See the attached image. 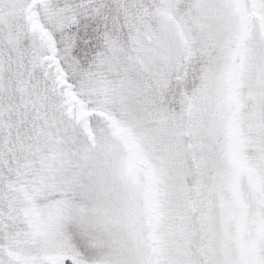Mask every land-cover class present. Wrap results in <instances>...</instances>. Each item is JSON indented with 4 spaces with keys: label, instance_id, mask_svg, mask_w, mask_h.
I'll return each instance as SVG.
<instances>
[{
    "label": "snow or ice",
    "instance_id": "6c2138e0",
    "mask_svg": "<svg viewBox=\"0 0 264 264\" xmlns=\"http://www.w3.org/2000/svg\"><path fill=\"white\" fill-rule=\"evenodd\" d=\"M0 264H264V0H0Z\"/></svg>",
    "mask_w": 264,
    "mask_h": 264
}]
</instances>
